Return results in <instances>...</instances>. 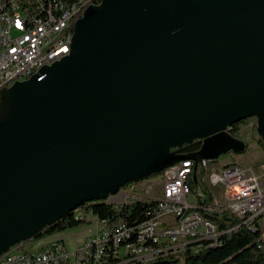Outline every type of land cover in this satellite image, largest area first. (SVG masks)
I'll return each mask as SVG.
<instances>
[{
	"label": "water",
	"instance_id": "1",
	"mask_svg": "<svg viewBox=\"0 0 264 264\" xmlns=\"http://www.w3.org/2000/svg\"><path fill=\"white\" fill-rule=\"evenodd\" d=\"M264 140V0H100L70 52L0 89V255L176 163Z\"/></svg>",
	"mask_w": 264,
	"mask_h": 264
},
{
	"label": "built area",
	"instance_id": "2",
	"mask_svg": "<svg viewBox=\"0 0 264 264\" xmlns=\"http://www.w3.org/2000/svg\"><path fill=\"white\" fill-rule=\"evenodd\" d=\"M94 1L1 0L0 89L59 61V55H68L71 29ZM205 163L213 164L211 189L217 190L218 200H207L200 187L192 190L194 162L186 159L172 165V173L167 177L140 186L142 193H133L132 188L128 194L119 192L107 199L116 209L134 201L153 202V214L145 221L134 226L123 222L110 224L91 213H80L76 218L88 223V215H92L96 229L75 248L69 247L63 237L50 235L37 240L32 250H22L24 245L11 246L8 254L0 255V264H103L113 252H120L123 263L149 261L160 251L179 250L190 243L214 245L220 235L217 224L202 223L193 213H188L185 220L172 218L174 208L184 210L186 203L226 211L239 219V225L248 228L252 220H259L263 227L264 183L255 168L250 164L203 159L197 165L196 184H203ZM126 240L129 241L124 243Z\"/></svg>",
	"mask_w": 264,
	"mask_h": 264
},
{
	"label": "trees",
	"instance_id": "3",
	"mask_svg": "<svg viewBox=\"0 0 264 264\" xmlns=\"http://www.w3.org/2000/svg\"><path fill=\"white\" fill-rule=\"evenodd\" d=\"M99 1L97 0V3ZM248 119L246 118L232 124L228 129L230 135L234 138H240V130L245 126ZM256 141L264 149V140L257 135ZM245 151L246 147L240 153ZM257 165L255 164L254 167ZM196 187H200L206 193L207 200L213 199L210 192H207L205 185L200 182L196 184L194 180L191 181L192 190L195 191ZM199 205L201 207L205 206ZM153 206V202L134 201L116 209L113 203L107 202V199L87 202L73 212L64 215L55 223L44 227L32 239L37 241L43 237L88 223L85 219L76 218L82 213L78 211L79 209H82L86 214L95 215L99 220H106L110 224L123 222L128 226H134L145 221L153 214ZM197 210L205 213L200 208H197ZM207 214L205 213L206 216L216 221L220 233L214 245H210L209 242H195L179 250L160 251L149 261L129 260L124 263L123 259L120 258V252H113L103 264H168L169 260L174 258L173 254L175 252L182 255L184 264H264V232L259 225V220H253L251 227L248 228L244 225H239V219L230 216L226 211L215 216ZM128 241L126 240L124 243Z\"/></svg>",
	"mask_w": 264,
	"mask_h": 264
},
{
	"label": "rangeland",
	"instance_id": "4",
	"mask_svg": "<svg viewBox=\"0 0 264 264\" xmlns=\"http://www.w3.org/2000/svg\"><path fill=\"white\" fill-rule=\"evenodd\" d=\"M256 119L254 117L249 118L247 120V123L245 124V126L240 130V138L241 140H243L246 143V151L244 153H234L232 151H228L224 154H221L216 161L221 160V161H232L235 162L239 165H252L254 167L255 164H258L257 166H255V170L256 172L261 176V180L264 183V149L261 148L259 146V144L256 141ZM203 174V171H202ZM163 172L157 173L153 176H150L144 180H140L138 182H132V183H128L126 185H124L119 192H125V193H129L132 188H134L133 193H142V189L139 188L141 185H143V183H148V182H152L154 180H158L160 177H162ZM205 176H208V174H206ZM156 185H158V182H155ZM206 185L211 188V183L210 181L207 179L206 180ZM219 188H221V190H224L222 185L218 186ZM212 191V195L214 196V199H218V192L216 189H211ZM118 195V194H117ZM109 197H113V196H109ZM193 198V195L189 196V201H191V199ZM78 211L80 212H84L82 209H79ZM89 218H91L92 220V215L89 216ZM172 218H175L174 215H172ZM203 219L206 220H212L213 218L203 215ZM89 221V223H85V224H81L79 226L73 227V228H69L67 230L58 232L57 234H53V236H61L64 238L66 244L71 247V248H75L76 246H78L80 243H82L83 239L87 236H90L91 233L93 231H95L96 226L95 223L93 221ZM262 225V221H259V225ZM262 231L264 232V227H262ZM24 246L22 250H32L34 249L36 246V240L35 239H29L26 241H23ZM172 254V253H171ZM173 259L169 260L168 264H184V260L183 257L180 253L175 252L173 254Z\"/></svg>",
	"mask_w": 264,
	"mask_h": 264
},
{
	"label": "bare ground",
	"instance_id": "5",
	"mask_svg": "<svg viewBox=\"0 0 264 264\" xmlns=\"http://www.w3.org/2000/svg\"><path fill=\"white\" fill-rule=\"evenodd\" d=\"M0 2H1V0H0ZM92 4H97V0L94 1ZM87 7H89V6H87ZM75 23H76V21H75ZM74 26H75V24H74ZM74 26L71 29V32H70V35H69V43L72 42V38H73V34H74ZM65 56H67V55H59V61L61 59H63ZM202 171H203V174H202L203 185H205V187H207V189H209V192L212 195L211 188H209L206 185V180L208 179L210 181V183H211V175L213 174V164L212 163H205ZM161 172H163L162 177H167L170 173H172V166L163 169ZM206 174H208V176H205ZM153 175H155V174H153ZM135 182H138V181H135ZM148 183H150V182H148ZM143 184H147V183H143ZM111 198L112 197H109L108 199H111ZM212 198L213 199H211V200H218V199H214V196L213 195H212ZM107 202H109V200H107ZM197 208H200L206 214L208 213L211 216L219 215V214L222 213V212H217V211H214L212 209H209L206 206L201 207L199 204H196V203H186V204H184V210H183V208H174V210L172 211V215L175 216L176 220H185V219L188 218V213H193L194 215L197 216V218L199 219V221H201L202 223L216 224V221L213 220V219L212 220L203 219V215H205V213H201L199 210H197ZM82 213H84V212H82ZM252 221H251V224H252ZM251 224H250V227H251ZM215 244H216V241H215ZM23 245L24 244H22V242H20L19 244H15L12 247H14V248H21ZM2 254H8V250L5 251V252H3Z\"/></svg>",
	"mask_w": 264,
	"mask_h": 264
},
{
	"label": "crops",
	"instance_id": "6",
	"mask_svg": "<svg viewBox=\"0 0 264 264\" xmlns=\"http://www.w3.org/2000/svg\"><path fill=\"white\" fill-rule=\"evenodd\" d=\"M57 234V233H56ZM51 236H53V235H51ZM61 237V236H60Z\"/></svg>",
	"mask_w": 264,
	"mask_h": 264
}]
</instances>
